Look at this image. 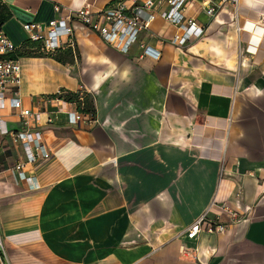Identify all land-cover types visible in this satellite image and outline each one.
I'll list each match as a JSON object with an SVG mask.
<instances>
[{
    "label": "crops",
    "instance_id": "1",
    "mask_svg": "<svg viewBox=\"0 0 264 264\" xmlns=\"http://www.w3.org/2000/svg\"><path fill=\"white\" fill-rule=\"evenodd\" d=\"M116 1L1 0L0 31L16 47L21 74L8 95L52 112L50 124L43 114L30 126L49 157L26 164L29 182L13 170L25 160L21 145L0 136L9 263L264 264V0H239V32L229 6L214 18L187 7L206 33L182 49L167 42L176 28L156 18L140 40L161 52L158 61L141 59L138 45L120 54L75 23L74 53L63 49L73 62H58L23 29ZM59 90H84L98 123L69 125L73 104L59 111L45 103ZM0 119L21 128L14 111L0 110ZM204 213L226 232L188 239L186 228Z\"/></svg>",
    "mask_w": 264,
    "mask_h": 264
},
{
    "label": "built area",
    "instance_id": "2",
    "mask_svg": "<svg viewBox=\"0 0 264 264\" xmlns=\"http://www.w3.org/2000/svg\"><path fill=\"white\" fill-rule=\"evenodd\" d=\"M131 5L126 6L121 0L109 3L102 9L93 11L90 5L69 9L57 19L47 24H25L23 29L31 42L41 43V51L52 54L65 48L74 53V31L72 25L77 23L90 32L98 35L104 44L115 49L123 55H127L131 48L138 45L140 58H149L158 61L161 52L141 42L140 36L147 31L156 18H160L176 28V33L167 42L170 46L178 49L184 48L190 41L202 38L206 29L197 24L194 19L185 16L187 7L197 4L198 9L209 18H214L224 7L232 9L231 22L236 32L241 30L239 26V0H165L166 9H158V0H130ZM1 3V0H0ZM60 8L55 11L60 13ZM264 33V17L259 21ZM16 51V47L0 31V110L9 109L17 113L20 118L21 128L10 131L0 119V136L9 137L11 142L19 143L24 152V161H19L13 170L19 181H31L24 173L26 164H33L37 159H47L49 153L44 145L40 130L31 129L33 124H39L41 116L46 115V123L52 122L48 111L32 112L22 107L21 99L16 92L8 95L14 88L18 89L21 82L20 65L17 59L10 56ZM66 91L59 90L55 94L45 98L46 104L54 105L59 111L67 104H73V111H65L68 116V124L79 127L81 123L88 126L97 124L95 113L82 112L73 102H67L63 96ZM86 94L84 90L78 92L79 101ZM236 217V213H230ZM227 227L217 221L210 220L206 213L202 214L193 224L186 228L185 234L188 239H194L201 233H225ZM0 264H10L3 247L0 235Z\"/></svg>",
    "mask_w": 264,
    "mask_h": 264
},
{
    "label": "trees",
    "instance_id": "3",
    "mask_svg": "<svg viewBox=\"0 0 264 264\" xmlns=\"http://www.w3.org/2000/svg\"><path fill=\"white\" fill-rule=\"evenodd\" d=\"M3 21H4V17L0 16V27H1ZM29 42L31 44L39 43V42H31V41H29ZM15 53H16V51L10 56V58L15 59L16 56H13ZM22 55H38V53L24 52V53H22ZM72 55L73 54H71L70 50H67V51L57 50L54 52L52 57L54 60H56L58 62H64L65 60H68L69 62H73ZM63 98L69 103L70 102L75 103L77 105V108L84 113H86V112H90L92 114L95 113L94 105H93V99L89 95H84L82 98V101H79L78 93H71L69 91H66Z\"/></svg>",
    "mask_w": 264,
    "mask_h": 264
},
{
    "label": "rangeland",
    "instance_id": "4",
    "mask_svg": "<svg viewBox=\"0 0 264 264\" xmlns=\"http://www.w3.org/2000/svg\"><path fill=\"white\" fill-rule=\"evenodd\" d=\"M42 120H43V118H42Z\"/></svg>",
    "mask_w": 264,
    "mask_h": 264
}]
</instances>
